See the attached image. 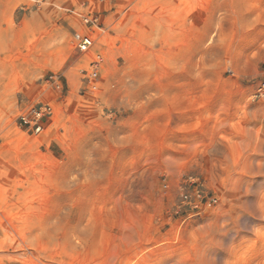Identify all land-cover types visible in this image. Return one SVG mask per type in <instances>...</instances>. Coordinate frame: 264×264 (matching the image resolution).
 Returning <instances> with one entry per match:
<instances>
[{"label":"rangeland","instance_id":"374dc122","mask_svg":"<svg viewBox=\"0 0 264 264\" xmlns=\"http://www.w3.org/2000/svg\"><path fill=\"white\" fill-rule=\"evenodd\" d=\"M263 65L264 0H0V264H264Z\"/></svg>","mask_w":264,"mask_h":264},{"label":"built area","instance_id":"2783aa9c","mask_svg":"<svg viewBox=\"0 0 264 264\" xmlns=\"http://www.w3.org/2000/svg\"><path fill=\"white\" fill-rule=\"evenodd\" d=\"M111 1V0H102ZM77 16L84 24V30H75L72 33V44L74 48L83 54L91 51L96 43L97 34H103L106 30L101 15L91 11H71ZM103 63V57L100 53H94L90 57L88 63V69L82 70L83 80L86 83V88L94 91L97 88L98 73ZM54 82L57 81V77L54 75L49 76ZM254 97L264 98V65L261 69L260 81L257 83ZM54 115V109L49 103L33 104L28 106L19 115L20 122L27 128L31 129L34 133H41L45 127L44 123L51 119ZM199 196V195H198ZM183 202H185L190 208H197L200 200L196 197H191L188 193H183Z\"/></svg>","mask_w":264,"mask_h":264},{"label":"crops","instance_id":"0c3cea01","mask_svg":"<svg viewBox=\"0 0 264 264\" xmlns=\"http://www.w3.org/2000/svg\"><path fill=\"white\" fill-rule=\"evenodd\" d=\"M181 119H182V114L180 115V119H179V122L181 121Z\"/></svg>","mask_w":264,"mask_h":264}]
</instances>
